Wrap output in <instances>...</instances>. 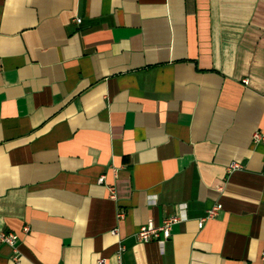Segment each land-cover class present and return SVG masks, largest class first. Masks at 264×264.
Wrapping results in <instances>:
<instances>
[{
  "label": "crops",
  "instance_id": "crops-1",
  "mask_svg": "<svg viewBox=\"0 0 264 264\" xmlns=\"http://www.w3.org/2000/svg\"><path fill=\"white\" fill-rule=\"evenodd\" d=\"M254 133L264 0H0V264H264Z\"/></svg>",
  "mask_w": 264,
  "mask_h": 264
},
{
  "label": "built area",
  "instance_id": "built-area-1",
  "mask_svg": "<svg viewBox=\"0 0 264 264\" xmlns=\"http://www.w3.org/2000/svg\"><path fill=\"white\" fill-rule=\"evenodd\" d=\"M75 22L77 24H80V20H76ZM253 142L254 143L264 142V134L254 133ZM238 169H240L239 165L231 164L228 167V172L236 171ZM104 182H105V176L99 177L97 183L99 185H103ZM107 191H108L109 199L113 202H116L117 194L115 187L107 186ZM221 210H222L221 205H214L213 207H211L206 212V216L198 222L199 229H202L206 221L216 218ZM123 217L124 215L122 213L117 215V218L119 220L123 219ZM185 219H186V209L183 206L178 214L165 219L161 225L155 226L153 223L150 222L141 226L135 235V240L138 243H149L153 241V242H157L160 246H162L164 242H166L170 238L172 227L184 222ZM27 232L28 229L24 228L23 233L25 234ZM111 234L118 239L117 250L115 252L116 264H124L123 253L125 251V247L122 241L119 240V230L115 228L111 232ZM18 239H19L18 235L14 233H6L0 231V245H5L14 249ZM261 260L264 261V255H262ZM98 264H106V261L104 259H101L98 262Z\"/></svg>",
  "mask_w": 264,
  "mask_h": 264
}]
</instances>
